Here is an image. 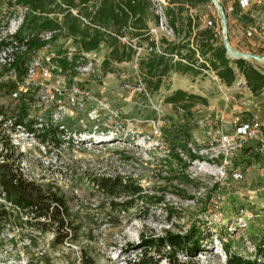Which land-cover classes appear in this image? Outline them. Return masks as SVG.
I'll use <instances>...</instances> for the list:
<instances>
[{"label": "rangeland", "instance_id": "374dc122", "mask_svg": "<svg viewBox=\"0 0 264 264\" xmlns=\"http://www.w3.org/2000/svg\"><path fill=\"white\" fill-rule=\"evenodd\" d=\"M147 1V30L139 38L131 37L132 28L120 36L71 10L83 26L104 34L99 48L90 52L69 35L63 12L53 8L50 17L61 26L48 55L54 56L56 66L59 57L77 58L78 64L65 72L53 68L48 80L39 75L27 92L22 82L12 89L16 80H5L0 89L2 113L17 116L25 107L26 123L42 120L59 131L64 127L58 134L61 144L20 135L23 146L17 152L22 153L19 163L30 179L66 198L72 239L54 246L57 226L42 232L39 226L10 224L0 233V264H133L144 253L143 237L186 234L195 225L208 234L205 251L190 257L180 254L181 263L228 264L225 246L245 259L260 258L264 153L256 142L233 151L223 138L236 134V117L243 125L255 116L264 118V89L254 92L249 87L236 60L228 64L234 81L229 84L219 77L213 51L202 48L203 43L211 50L224 47L223 37L215 33L221 24L210 0ZM226 2L221 0L229 21ZM93 3L92 8L99 0ZM12 6L0 0V21L8 17L3 8ZM253 11L255 18L264 19V6L255 5ZM250 27L253 37L244 32L238 36L245 51L231 47L264 57V30ZM112 39L121 43L116 57ZM123 45L132 51L124 52ZM152 57L164 58L167 72L150 78L144 64ZM248 63L264 75L263 62ZM74 87L90 92L92 99L74 105L69 96ZM178 91L196 98L169 103ZM16 92L18 99L13 97ZM116 176L140 184L143 196L125 207L116 206L129 198L112 203L94 184Z\"/></svg>", "mask_w": 264, "mask_h": 264}, {"label": "trees", "instance_id": "16d2710c", "mask_svg": "<svg viewBox=\"0 0 264 264\" xmlns=\"http://www.w3.org/2000/svg\"><path fill=\"white\" fill-rule=\"evenodd\" d=\"M94 0H9V5H18L29 7L32 11L31 16L28 17L24 27L28 32L35 31H54L61 26L58 19L50 17L53 8L60 9L64 14L63 24L67 26L69 35L75 37L81 44L85 52L97 50L102 42L104 34L91 26H83L80 19L73 15L71 10H78V14L88 19L91 25L100 26L103 28H111L117 35L125 36L127 30L132 28L134 33L132 38L143 37L144 31L147 30L146 15L150 7L147 0H99L98 4H91ZM94 4V3H93ZM95 6V7H94ZM30 26V29H28ZM143 39V38H142ZM56 40V38H55ZM115 47L112 51L114 57L119 55L121 44L117 39ZM44 46L37 40L31 44V51L36 52ZM123 51L131 50L127 46H122ZM203 50L213 51V59L215 63L213 66L218 70L219 77L226 83H232L235 79L234 71L229 67V59L226 57L224 47L211 50V47L204 44ZM206 54V53H205ZM77 58L71 61L68 58L57 59L56 64L65 72L69 69H74L78 64ZM240 71L245 75L247 84L254 92L264 89V75L261 74L246 60L235 61ZM27 56L19 58L16 63L17 79L11 85L12 89H18V83L24 82L27 75ZM147 69L149 77H157L158 74H163L169 69L168 63L164 58L152 57L144 64ZM162 78V77H160ZM159 79L157 87L160 85ZM4 86L0 82V89ZM196 97L187 95L178 91L169 99V103H179L186 99L195 100ZM2 108H0V114ZM26 108L24 107L21 113L13 116L14 125L12 131L16 132L22 127L25 132L33 134L40 142L47 143L50 140H56L57 144H61L58 140L59 131L55 126L37 127V122H27ZM19 127V128H18ZM3 144L8 150L4 156V163L0 164V189L5 193V198L8 203L14 206V209H8L6 206L0 204V233L3 232L7 225L14 224L21 228L25 226H39L42 232L48 231L49 227L57 226L54 246L63 244L72 239V235L68 231L70 227V211L67 205L66 198L58 192L57 189L49 185H40L34 180H29L20 171L19 161L21 154H17L16 150L10 144V141L3 139ZM195 158V156H194ZM97 189L104 193L107 198L114 200L124 196L129 198L122 204L115 203L116 206L125 207L130 204L134 198L143 196V189L137 182L130 178L125 179L121 176L107 177L96 179L94 181ZM24 216L27 221H24ZM33 222L35 225H33ZM208 234H204L202 229L193 226L186 234H176L167 232L164 237L159 238H144L142 239V251L144 253L141 257L134 261L133 264H161L164 260L167 264H184L179 261V255L196 256L205 251V244L207 242ZM30 244H34L31 239ZM227 263L228 264H263L264 248H260L257 252L260 258L255 260H248L239 255L231 253L228 246H225ZM166 249H168L166 251ZM154 252L155 255H151ZM262 259V260H261Z\"/></svg>", "mask_w": 264, "mask_h": 264}, {"label": "built area", "instance_id": "2783aa9c", "mask_svg": "<svg viewBox=\"0 0 264 264\" xmlns=\"http://www.w3.org/2000/svg\"><path fill=\"white\" fill-rule=\"evenodd\" d=\"M221 3V0H219ZM228 2L237 3L241 11L251 10L255 5L264 6V0H226ZM15 2V0H13ZM222 5V4H221ZM6 12V20L0 21V82H5L7 79L14 78L17 79V69L16 63L19 58L24 56H31L32 49L31 44L33 41L37 40L44 43L42 50L37 51L33 54L31 59L27 64V75L24 82H22V88H25V92L29 90L31 83L39 76L48 80L52 77L53 68H58L54 63V56L48 55L50 44L55 40V38L60 33V30L54 31H35V32H23L26 25L27 19L31 16L32 11L29 7L14 5L10 8H3ZM9 11V13L7 12ZM218 13V12H217ZM219 15V14H218ZM220 18V16H219ZM254 20L253 26L256 29L264 30V19L252 18ZM220 27L215 29L216 34H221L222 36V21L220 18ZM212 27L214 24L209 21L207 24ZM229 25V21H228ZM157 32V29L154 30ZM252 32L246 33L247 36L252 37ZM231 46V45H230ZM232 48V47H231ZM228 55V54H227ZM88 56V55H83ZM229 57V56H228ZM85 59V58H84ZM229 60H236L229 57ZM52 66V67H51ZM60 72L62 70L60 69ZM19 85V83H18ZM246 86V85H245ZM70 101L74 105H83L86 101L92 99L91 93L84 91L80 88L74 87L71 89V94L69 95ZM13 97L18 99V93H14ZM60 107H63L62 101L59 100ZM235 127H239L236 134L232 138H223V142L228 144L230 149L233 151H238L251 142H256L260 144L259 150L264 153V118L261 116H255L251 123L243 125L241 118H234L233 122ZM14 125L13 117H9L6 113L0 114V164L4 163V156L8 153V150L3 144V139L10 141L12 147L18 150L22 147L20 135L26 136L28 139H32L35 142L39 141L37 137L33 134L25 132V130L20 127V130L13 132L12 127ZM48 126V124L43 123L42 120H37V127ZM19 128V127H18ZM63 132L64 127H60ZM81 136V135H80ZM80 141V140H79ZM17 154H22L18 153ZM20 171L25 175L26 178L32 180L25 174L24 167L19 164ZM0 204L6 206L8 209L14 206L8 203L5 198V193L0 189ZM8 226V225H7ZM6 226V227H7Z\"/></svg>", "mask_w": 264, "mask_h": 264}, {"label": "crops", "instance_id": "0c3cea01", "mask_svg": "<svg viewBox=\"0 0 264 264\" xmlns=\"http://www.w3.org/2000/svg\"><path fill=\"white\" fill-rule=\"evenodd\" d=\"M230 2H226V10L230 16V20H229V36H230V43L231 46L235 49H239L242 50L241 46H239V34L241 33H247L249 32L248 30H251L249 28H252L250 26L252 25V21H253V17H255V11H253V8L251 10L248 11H241L239 9V7H235V9L233 8V5H230ZM242 21H246V22H241ZM256 31V30H255ZM257 35L256 38L259 39L260 34H255ZM253 37V35H252ZM261 37V36H260ZM260 43V41H259ZM254 46V48H256L255 46H257V44L253 43L252 44ZM257 48H262V46L260 44H258ZM245 51V50H242ZM256 51V50H254ZM249 52V51H248ZM245 53V52H244ZM250 53V52H249ZM247 61V60H246Z\"/></svg>", "mask_w": 264, "mask_h": 264}, {"label": "water", "instance_id": "95a60500", "mask_svg": "<svg viewBox=\"0 0 264 264\" xmlns=\"http://www.w3.org/2000/svg\"><path fill=\"white\" fill-rule=\"evenodd\" d=\"M212 4L215 6L221 21H222V37H223V46L228 54L229 57L234 58L236 60H255L258 62L264 63V57L253 55V54H246L234 51L229 43V25L227 16L224 12L223 6L221 5L219 0H210Z\"/></svg>", "mask_w": 264, "mask_h": 264}]
</instances>
